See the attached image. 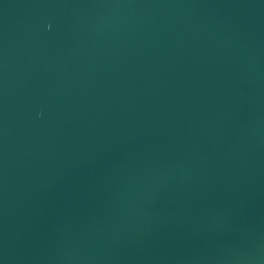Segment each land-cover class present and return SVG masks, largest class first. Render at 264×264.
Returning <instances> with one entry per match:
<instances>
[{
    "label": "water",
    "instance_id": "1",
    "mask_svg": "<svg viewBox=\"0 0 264 264\" xmlns=\"http://www.w3.org/2000/svg\"><path fill=\"white\" fill-rule=\"evenodd\" d=\"M0 264H264V0H0Z\"/></svg>",
    "mask_w": 264,
    "mask_h": 264
}]
</instances>
